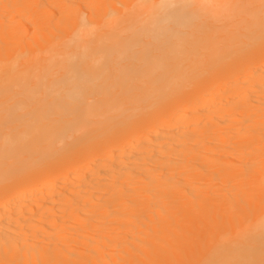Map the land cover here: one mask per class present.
I'll list each match as a JSON object with an SVG mask.
<instances>
[{"label":"bare ground","instance_id":"6f19581e","mask_svg":"<svg viewBox=\"0 0 264 264\" xmlns=\"http://www.w3.org/2000/svg\"><path fill=\"white\" fill-rule=\"evenodd\" d=\"M255 149L264 0H0V264H264Z\"/></svg>","mask_w":264,"mask_h":264},{"label":"rangeland","instance_id":"374dc122","mask_svg":"<svg viewBox=\"0 0 264 264\" xmlns=\"http://www.w3.org/2000/svg\"><path fill=\"white\" fill-rule=\"evenodd\" d=\"M245 47H248V44L245 45L243 48H245ZM243 48H241V49H240L237 53H235L232 57H228V58H226V60H224L223 63H221L222 66L227 67V66L230 65V64H231L236 58L245 56V55L247 54V52H248L250 46H249V48H245V50H244ZM242 49H243V50H242ZM258 150H259V149H258ZM258 150H256V149H255V150H252L253 152H252L251 150H249V151L252 152V156H250L251 153L248 152L247 150H241V151H239V150L237 151V150H236V153H234V156H232V159H235V154H237L236 156H239V157H237V159L239 158L240 160H237V161H236V162H237L236 165H237V166L240 165V167L238 166L240 169H241L242 167H244V170H242L243 173L241 172V174H240V172H239V173H238V174H239L238 177L235 176L237 179H240V181H239L240 183H238V184H241V182H244V184H245V181L247 182V184H249V183H250L249 181H250V180L252 181V179H253V178H252V179L249 180V177H250V176H253V177L256 178V177H260V175L263 174L262 171H263V169H264V157H263V156H264V151L262 152V151H261L262 149H260V151L262 152V154H261V153H259ZM263 150H264V149H263ZM233 151L235 152V150H232V152H233ZM246 151H247L248 153H250V154H248ZM256 151H258V152H256ZM253 153H254V154L256 153L257 155H256V154L254 155ZM253 156H255V158H256L257 161L255 160V158H254ZM256 156H257V157H256ZM225 157H226V156H225ZM251 157L253 158V160H252ZM223 158H224V157H223ZM226 158H227V157H226ZM260 158H263V160H261ZM224 160H225V158H224ZM226 160H227V159H226ZM226 160H225V161H226ZM235 160H236V159H235ZM258 160H259V162H258ZM260 160H261V161H260ZM225 161H222L221 163H223V162H225ZM238 161H239V162H238ZM226 162L228 163L229 161H226ZM230 162H231L230 165H232V166L234 165V169H235V168L237 167L235 164H233V163H235V162H234V161H231V160H230ZM250 162H251V163L257 162L258 165L255 166L256 164H254V165L252 166V164H251ZM221 163H220V164H221ZM227 163H226V164H227ZM221 165H222V166H221V168H222V173H223V174L225 173V176H226V172H225L226 170H224L225 168L223 169V167H226V166L229 165V164H227L226 166H224L225 163H224V165H223V164H221ZM243 165H244V166H243ZM246 165H247V166L249 165V166H248L249 168H248ZM250 165L252 166V168H251ZM230 167H231V166H228V167H227V170H228V168L230 169ZM238 167H237L236 170H235L236 172H238L237 170H239ZM232 169H233V168H232ZM232 169H231V170H232ZM242 169H243V168H242ZM248 169H249V170H252V172L255 171V170H256V171L253 172V173H251ZM231 170H229V171H227V172H230ZM246 170H247V174L250 172V174H248V177H247V174L244 175V171H245V173H246ZM223 171H224V172H223ZM240 171H241V170H240ZM231 172H234V171H231ZM231 172H230V173H231ZM260 172H261V173H260ZM254 173H255V174H254ZM259 173H260V174H259ZM242 174H243L244 177H242ZM251 174H252V175H251ZM249 175H250V176H249ZM263 175H264V174H263ZM221 176H222V175H221ZM223 176H224V175H223ZM223 176H222V177H223ZM229 176H230V175H229ZM231 176H232V175H231ZM240 176H241L242 180H243L244 178H245V179H244L243 181H241ZM227 177H228V176H227ZM223 178H224V177H223ZM225 178H226V177H225ZM228 178L233 179V180L227 181V178H226V179H224V181H222L223 179H221V177H220L221 180L219 179V181H216V180H215L216 182H215V181H213V182H212V181H208L209 183L212 182V183L214 184V185H213L212 183H210V184L208 183V185H210L209 187H210V188L212 187V188H211L212 190H210V192L206 190V193H207V196H208V197H209V195H210V196L213 195V194H211L212 192H213V193L215 192V193H214V196H211L212 198L209 197L210 199H213V200L209 201V199H208V201H207V199H206V202H207L206 207H207V205H208L209 210L211 209V206H213V205L215 204V205L212 207V209H211L212 212L215 211V210H216V211H217V210H221V208L224 207V209H223V208H222V209H223V210L226 209L227 212L230 213V212H231V208H230V207H232V206L234 205V203L237 202V201H235V202L231 203L232 197H234V195H235V193H236V192H234V194L231 195V192L233 193L232 189H233V190H236V189H235V183H237L238 180L236 179V180H235L236 182H235V181H234L235 178H231V177H228ZM261 178H263V181H262V179H260V178H259V179H258V178L253 179V181H254V180L256 181V185H257V183L259 182V183L261 184V186H262V183L264 182V176H263V177L261 176ZM257 179H258V180H257ZM260 180L262 181V183H261ZM221 181H222V182L227 181V182L223 183V184H225L226 186H225V185H222ZM231 181H233V182H231ZM253 181H252L251 184H250L251 187H255V186H253V185L255 184ZM228 182H229V183H228ZM230 182H231V183H234V184H233L234 186H233ZM248 182H249V183H248ZM219 183H220V184H219ZM226 183H227V184H226ZM211 184H212V185H211ZM230 184H231V185H230ZM244 184H242L241 187H242ZM247 184L245 185V186H246L245 188H247ZM252 184H253V185H252ZM215 185H217V186H215ZM219 185H221V186H219ZM250 185H248V187H250ZM258 185H259V184H258ZM213 186H214L215 188H213ZM230 186H231V187H230ZM232 186H233L234 188H232ZM209 187H207L208 190H209ZM217 187H220V189H219V191H218L219 196H221V195L225 192V191H224V192L222 191V188H223V190H225L224 187H228V189H229V187H230V191H229L228 189H226V192H227V190H228L229 193H226L225 195L223 194L226 198H223V197H222V198L220 197L221 199H220L219 197H217L218 199L216 198V196H218V194L216 195V192H217V191H215V190H218ZM263 188H264V185H263ZM263 188H262V189H263ZM239 189H241V190H239ZM242 189H243V190H242ZM247 189H248V188H247ZM247 189H246V190H247ZM237 190H238L239 193H240V194H239L238 191H237V193H238V197H240L239 195H244V188H243V187L240 188V185H239V187H237ZM246 190H245V191H246ZM220 191H221V192H220ZM241 192H242V193H241ZM220 194H221V195H220ZM228 194H230L232 197H231L230 195H228ZM227 195L230 196V197H228ZM235 196H237V195H235ZM213 197H215V198H216L217 200H219V201H217V200H216L215 198H213ZM206 198H207V197H206ZM230 198H231V199H230ZM225 199H226V200H225ZM229 199H230V200H229ZM241 199H242V196L239 198V200H241ZM212 201H214V202H212ZM247 201L249 202V200H247ZM208 202H209V203H208ZM221 202H222V204L225 203V205H224V204H223V205L221 204V207H219ZM238 202H239V201H238ZM238 202H237V203H238ZM241 202H242V203H243V202L246 203L245 199H244L243 201L241 200ZM211 203H212V204H211ZM229 203H230L231 205H232V204H233V205L231 206ZM237 203H236V204H237ZM239 203H240V202H239ZM240 204H241V203H240ZM240 204H237V205L239 206ZM210 205H211V206H210ZM216 205H218V206H216ZM229 205H230V206H229ZM237 205H235L236 207H233V208H237ZM225 206L228 207V208H226ZM243 206H245V205H243ZM215 207H216V209H214ZM245 207L247 208V206H245ZM241 208H242V206H241ZM241 208H240V209H241ZM243 208H244V207H243ZM246 208H244V209H246ZM229 209H230V211H228ZM240 209H239V210H240ZM209 210L207 211V209H206L207 212L205 213V217H206V214L209 213ZM223 210H221V211H223ZM226 210H225V211H226ZM234 210L236 211V210H238V208H237V209H234ZM239 210H238L237 212H239ZM248 210H249V209H248ZM244 211H245V213L248 212L247 209L244 210ZM244 211H243V209H242L240 212H242V214H243ZM246 211H247V212H246ZM250 211H251V210H250ZM210 212H211V211H210ZM218 212H219V211H218ZM232 212H233V211H232ZM232 212H231V213H232ZM216 213H217V212H216ZM216 213H215V212L211 213L212 215L214 214L213 216L208 214L207 218H209V219L212 220L213 218H211V217H214V218H215V217H216L215 215H217ZM225 213H226V212H225ZM235 213H236V212H235ZM245 213H244V214H245ZM251 213H252V212H251ZM218 214H219V213H218ZM220 214H221V213H220ZM222 214H224V213L222 212ZM237 214H240V215H241V213H237ZM247 214H249V213H247ZM245 215H246V214H245ZM249 215H251V214H249ZM210 216H211V217H210ZM221 216H223V218L225 217V215H221ZM228 216L230 217L229 214L227 215V217H228ZM207 218H206V219H207ZM217 218H219V217H217ZM223 218L221 217V221H222ZM206 219H205V221H206ZM226 219L228 220V218H226ZM211 220H209V221L207 220V221L210 222ZM214 220H215V219H214ZM224 220H225V219H224ZM207 221H206V226H207L206 230H207V231L210 230L209 226H210V227L212 226V227L215 228V229L217 228V227H216V222H215V224H213L214 222L212 221V223L210 222L211 225H208V224H207ZM225 223H227V222H225ZM221 225H223V224H221ZM225 225H226V227H227V224H225ZM219 226H220V225H219ZM222 227H224V226H222ZM213 228H212V229H213ZM219 228H220V227H219ZM224 228H225V227H224ZM208 229H209V230H208ZM212 229H211V230H212ZM216 230H217V229H216ZM222 230H223V229H222ZM207 231H206V234L209 233V232L207 233ZM212 231L214 232L215 230H212ZM220 231H221V230H220ZM220 231H217V232H220ZM223 232H225V231H222V233H223ZM211 233H212V232H211ZM208 236H210V235H208ZM207 238H208V237H207V235H206V239H207ZM208 240H209V239H208Z\"/></svg>","mask_w":264,"mask_h":264}]
</instances>
